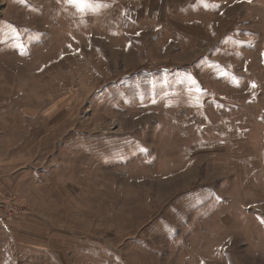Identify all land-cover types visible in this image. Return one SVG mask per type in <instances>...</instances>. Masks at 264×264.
<instances>
[{
	"label": "rangeland",
	"instance_id": "1",
	"mask_svg": "<svg viewBox=\"0 0 264 264\" xmlns=\"http://www.w3.org/2000/svg\"><path fill=\"white\" fill-rule=\"evenodd\" d=\"M0 264H264V0H0Z\"/></svg>",
	"mask_w": 264,
	"mask_h": 264
},
{
	"label": "snow or ice",
	"instance_id": "2",
	"mask_svg": "<svg viewBox=\"0 0 264 264\" xmlns=\"http://www.w3.org/2000/svg\"><path fill=\"white\" fill-rule=\"evenodd\" d=\"M74 2H75V0H74ZM78 6L84 7L85 5L83 3H79ZM253 87H255V85H253Z\"/></svg>",
	"mask_w": 264,
	"mask_h": 264
}]
</instances>
